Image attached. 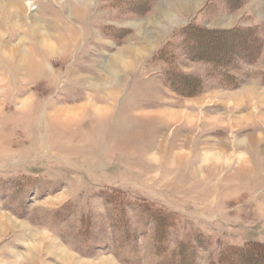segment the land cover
<instances>
[{"label": "rangeland", "instance_id": "obj_1", "mask_svg": "<svg viewBox=\"0 0 264 264\" xmlns=\"http://www.w3.org/2000/svg\"><path fill=\"white\" fill-rule=\"evenodd\" d=\"M188 26L259 53L193 56ZM1 216L0 264H239L264 242V0H0Z\"/></svg>", "mask_w": 264, "mask_h": 264}, {"label": "trees", "instance_id": "obj_2", "mask_svg": "<svg viewBox=\"0 0 264 264\" xmlns=\"http://www.w3.org/2000/svg\"><path fill=\"white\" fill-rule=\"evenodd\" d=\"M181 32L183 41L188 44V49L197 46V51L192 52L193 56H198L212 63L216 62V64L227 66L232 62L233 56L252 61L259 53V40L252 36L249 31H238L236 29L221 31L188 26L182 29ZM224 33L227 36L225 43L220 41V36ZM208 47H212L216 52L210 53ZM186 84L184 85L185 88ZM228 253L232 262L264 264V242L248 241L243 246H231ZM179 256L181 257L178 260H173V264H186L183 256L180 254Z\"/></svg>", "mask_w": 264, "mask_h": 264}, {"label": "crops", "instance_id": "obj_3", "mask_svg": "<svg viewBox=\"0 0 264 264\" xmlns=\"http://www.w3.org/2000/svg\"><path fill=\"white\" fill-rule=\"evenodd\" d=\"M103 259H104L105 262H108V260H109L112 263L120 264L119 260L117 258H115L112 254L104 256ZM101 263H102V261H101Z\"/></svg>", "mask_w": 264, "mask_h": 264}, {"label": "bare ground", "instance_id": "obj_4", "mask_svg": "<svg viewBox=\"0 0 264 264\" xmlns=\"http://www.w3.org/2000/svg\"><path fill=\"white\" fill-rule=\"evenodd\" d=\"M174 115V114H173ZM5 217V216H4ZM2 216L0 217V222L2 221ZM7 218V217H6ZM2 228V226L0 225V229ZM54 246V245H53ZM61 254V256H64L65 258H68L69 260L71 259V257H72V255H71V257L69 256V255H67V253H65V251H62V253H60Z\"/></svg>", "mask_w": 264, "mask_h": 264}]
</instances>
